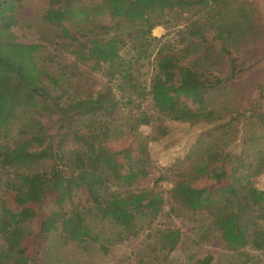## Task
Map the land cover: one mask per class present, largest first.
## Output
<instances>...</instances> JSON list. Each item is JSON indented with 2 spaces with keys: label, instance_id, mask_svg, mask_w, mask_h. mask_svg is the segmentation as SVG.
Listing matches in <instances>:
<instances>
[{
  "label": "trees",
  "instance_id": "1",
  "mask_svg": "<svg viewBox=\"0 0 264 264\" xmlns=\"http://www.w3.org/2000/svg\"><path fill=\"white\" fill-rule=\"evenodd\" d=\"M17 2L0 0V264L35 260L20 250L26 236L22 225L26 213L14 218L3 191L15 193L18 204L38 205L54 195L57 209L44 230L46 245L54 236L62 244L83 250L96 242L107 253L109 244L149 232L154 249L166 256L181 236L177 228L156 227L168 201L169 214L178 205L205 218L198 242L218 234L226 248L237 254L239 264L250 260L247 246L264 253V187L254 183L264 172V109L217 111L210 104L214 91L244 71L243 62L239 64L232 55L243 30L226 19L233 8L247 9L243 1L47 0L42 20L57 28L61 44L73 54L70 66L79 69L76 64L85 61H92L93 68L103 65L108 81H116V89L123 92L116 97L108 87L65 100L63 93L72 86L71 74L49 71L40 62L42 45L17 39L13 31L19 23ZM183 20L195 38L179 48L168 33L151 34L158 24ZM209 31L214 32L217 49L206 37ZM153 54L156 68L148 94L157 115L142 110L138 102L134 117L118 123L114 119L118 107L132 104L133 97H143L134 72L140 61ZM190 54L197 55L181 63ZM223 57L230 74L219 77L206 63ZM258 99H264V80L258 87ZM40 110L57 115L60 127L65 128L63 135L71 134L77 146L54 149L45 124L34 117ZM163 117L210 124L180 161L168 199L158 189L166 175L154 178L151 187L142 185L150 177V160L147 140L138 133L140 125L157 121V135H165ZM241 118L246 120L242 134ZM125 137L133 138L136 147L132 155L119 157L107 143ZM203 177L225 185L201 188L196 183ZM212 260L206 254L194 264H211ZM39 264L47 263L40 260ZM136 264L155 263L139 258Z\"/></svg>",
  "mask_w": 264,
  "mask_h": 264
},
{
  "label": "rangeland",
  "instance_id": "2",
  "mask_svg": "<svg viewBox=\"0 0 264 264\" xmlns=\"http://www.w3.org/2000/svg\"><path fill=\"white\" fill-rule=\"evenodd\" d=\"M239 1H243L244 7L250 10L251 14L246 11L247 9L242 11L233 8L228 12L226 19L231 23L238 24L243 30V34L235 41L236 49L233 48L232 55L237 58L239 64L243 62L241 65L244 71L239 77L225 82L213 92L210 104L217 111L241 110L251 107L264 109V99L262 101L258 99V87L264 80V0ZM17 5H19L16 8L19 23L13 27L17 39L21 42L40 43L42 45L39 51L40 62L49 71L59 73L64 70L66 75L71 74L72 86L63 93L64 100L74 96L81 98L90 93L103 91L108 87L112 88L116 97L123 93L116 89V81H108L103 65L100 68H93L92 61H85L76 64L79 69L70 66L74 63L73 54L69 52V48H65L63 43L61 44L62 40L56 33L57 28L42 20V14L47 9V0H18ZM188 27V22L185 20L176 24L173 22L161 23L152 28L151 34L159 37L168 33V37L179 48L195 38L189 34ZM213 35L214 32L209 31L206 37L217 49L218 41L213 39ZM196 55L190 54L181 63L185 64L187 60L194 59ZM212 61H207L206 65L213 68L214 74L219 77L230 74V66L226 57L213 58ZM63 65L70 67L67 69ZM155 68L154 54L140 61L138 70L134 73L143 92V97L136 99L133 97L132 104H128L127 107H118L114 114V119L116 118L118 123L127 122L131 115L134 117L138 102L142 110L148 114L157 115L151 96L148 94L150 78ZM54 92L58 93V90H54ZM34 117L45 124L46 133L48 136L50 135L54 149H58L60 146L66 150L77 146L71 134L63 135L65 128L60 127L57 115L51 111L40 110V113H35ZM245 121L242 118L238 121L241 134L244 133ZM163 122L167 129L165 135H157V121L149 125H140L138 133H140V139L147 140L150 160V177L143 181L142 185L151 187L154 178L161 174L166 175L167 179L160 182L158 189L163 191V196L168 199L169 189L176 179L175 173L181 169L180 161L197 137L204 133L210 124L205 122L190 124L164 117ZM18 129L19 124L14 126L12 134L15 135ZM1 138L2 134L0 133ZM107 146L115 150L119 157H128L133 154L136 144L133 138L125 137L119 141L111 140ZM254 183L258 187H264V172L254 179ZM196 185L201 188L216 189L224 187L225 182H218L212 177H203L197 181ZM1 194L14 218L22 217L23 211L26 213V218L22 222L26 236L20 244V250L31 259H35L34 261L37 260L36 264H39L40 260L47 264H136L139 258H144L147 262L155 264H194L195 259L206 254L212 256L211 264H239L237 254L226 248L218 234H211L209 240L198 242L200 228L205 224L203 216L185 210L178 205H174L175 211L169 214L170 203L168 201L164 206L165 212L156 221V227L177 228L180 230L181 236L175 248L165 256L154 249V237L149 232H144L124 243L109 244L107 253H103L96 242H92L88 249L83 250L73 244H62L56 241L54 236L46 245V240L43 237L44 230L47 228L49 216L57 209L54 195L49 194L43 203L37 205L18 204L15 193L11 191H3ZM151 231L153 232V230ZM245 252L250 257L247 264H264L263 252L250 246L245 248ZM34 261L31 260L27 264H35Z\"/></svg>",
  "mask_w": 264,
  "mask_h": 264
}]
</instances>
